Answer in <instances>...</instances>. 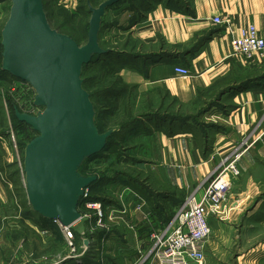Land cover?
I'll return each instance as SVG.
<instances>
[{"label":"crops","instance_id":"0c3cea01","mask_svg":"<svg viewBox=\"0 0 264 264\" xmlns=\"http://www.w3.org/2000/svg\"><path fill=\"white\" fill-rule=\"evenodd\" d=\"M143 15L141 20L129 27L141 44L136 53L142 54L137 61L139 68H122L119 74L124 82L140 92L160 93L181 104L191 103L207 91L219 88L218 100L222 109L219 108V113L214 112V117L223 124L220 126V123L222 128L209 138L208 147L201 145L191 133L175 131L171 126L169 129L157 128L140 138V156H143L155 183L172 186L183 198L196 193L197 199H200V185L218 164L220 155L242 136H251L255 142L239 161L241 175L245 178L244 186L238 194L229 195L225 217L228 216L231 224L226 227H232L235 232L241 231L239 235L244 238L243 252L234 264H264V60L257 59L253 65H248L227 58L232 37L240 36L245 24L253 23L264 35V0H181L176 4L172 0H154ZM217 16L230 19L232 33L213 22V17ZM186 50L189 52L180 55ZM177 65L187 66L191 77L180 76L175 71ZM239 127L242 130L239 131ZM4 149L8 148L0 136V154L10 160L9 152L4 153ZM1 173L0 216L11 196V187L2 179ZM108 188L116 203L104 204L105 207L111 206L106 210L110 230L106 234L99 230L96 232L98 236L94 233L89 237L97 239L99 245L106 235V259L111 264L132 261L139 242L153 229L151 223L145 229L141 225L147 213V202L131 189L126 190L128 186L124 184L115 183ZM123 193L124 202L129 207L126 213L121 212L123 205L118 199ZM244 209H248L245 218ZM240 217L241 224L233 226ZM90 224L85 221L88 229ZM10 227L22 232L17 224ZM36 228L39 226L36 225ZM14 237L13 242L16 235ZM234 240L231 232L215 241L213 247L210 244L214 257L207 261L206 256V264L232 263V247L227 243ZM17 246L23 248V245ZM10 247L11 242L2 237L0 264L6 263L7 259L3 256L10 252ZM67 254L50 264H75L74 258ZM93 254L85 253L81 258L86 264H100Z\"/></svg>","mask_w":264,"mask_h":264},{"label":"rangeland","instance_id":"374dc122","mask_svg":"<svg viewBox=\"0 0 264 264\" xmlns=\"http://www.w3.org/2000/svg\"><path fill=\"white\" fill-rule=\"evenodd\" d=\"M139 1L146 0H119L114 7L115 9L113 8L106 11L102 19L104 23L101 26V32L99 34V44L105 50H113V54L109 55L108 63H113L112 61L116 59L117 56L125 55V59H128L129 55L136 53L140 48V42L135 39L133 33L129 31L131 22L138 17L137 11L131 8L138 5ZM180 2L181 0H172L173 4ZM89 3L87 6L90 10V7L94 6L91 3L89 5ZM11 6V0L0 2L1 53H3L2 30L10 16ZM44 7L52 28L60 33L67 35H69L68 33L72 34V38L80 46L87 43L91 14L86 16L78 13L79 0H44ZM68 16H70V20ZM69 36L71 37V35ZM131 57L133 58V56ZM100 58H103V56L96 53L92 56L91 61L86 64ZM134 59H131L130 62L137 65L138 63ZM103 61L107 62L106 60H102L100 62L101 65H103ZM2 65L3 58L2 61L0 59V70L2 69ZM94 65L95 64L92 63L85 69H83V65L82 69L84 71L82 70L81 75L83 82L95 71ZM220 92L221 89L219 88L211 91L209 90L195 101L188 104H181L169 98H165L160 93H145L137 90V92H134L131 100L134 116L136 117L134 122L135 126L129 132L127 141L118 144V151L115 154L109 148L112 143L110 137L114 130L110 129L106 132L98 131L99 134L108 135L107 146H105V149L85 157L76 171L77 174L86 176L85 174L89 175L93 173L89 176L95 177H97V175H102L103 182L98 190V194L103 197L107 194V200H105V202L114 205L116 203L112 193L109 189L106 191L104 185L112 181L122 183L131 188L147 202L146 211L150 213V218L148 219H150L149 221L153 229L155 227L157 228V226H160L170 219L175 206L184 198L181 193L172 186L159 185L154 182L153 178H151L152 175L148 165H146L143 160V156H140L138 150L139 140L150 131L157 128L169 129L170 126L173 127L175 131L184 130L194 132L201 142H204V140H206L205 138H212L214 132L220 130L222 128L220 126L223 124L219 121V118H216V116L214 117V112L219 113L222 109L221 102L218 100ZM10 95L9 85L0 79V136H2L4 145L8 148L6 151L7 153L9 152L10 159L7 160L3 158L1 167L10 165L8 163L11 162L12 166L9 169V173H15L12 176L13 188L10 189L11 196L9 203L0 216V240L4 237V239L11 242L10 252H7V254L5 253L3 257L7 259L5 264L9 263L15 256L29 261L28 264H36L37 262H39V264H50L56 262V260L68 253L69 246L58 222L55 221L57 226L55 233L52 232V234H49L48 232H42L39 228H36L35 221L38 220V214L35 212H28L33 208L27 196L24 178L25 174L23 175L22 173V168L25 165L26 151V148L23 150L22 143L28 141L27 137H31L32 140L36 139L39 134L37 132H28L25 134L23 130L16 131L15 123L10 113ZM220 107L221 109H219ZM118 129L120 128H116L115 132H117ZM22 139H25V141ZM30 142H28L27 145ZM6 151L4 149V153H6ZM244 182V176L240 175V180L230 192L231 195L238 194L242 191L241 189L244 186ZM244 211L243 217L245 218L248 209H244ZM24 213L27 215L32 214L34 219H24L22 216ZM210 218L212 234L205 248L207 261L212 260L214 257L212 249L213 243L222 236L232 232L236 241L234 240L235 242L227 243V246L229 245L232 247V255L230 258L233 259V262H228V264H234L236 259H238L243 252L242 239L244 238L239 235L241 231L237 230V232H235L232 227H226L229 223L231 224L228 216L223 219H218L215 216H211ZM149 221H143L141 224L144 226L143 229L148 227L147 224L150 223ZM242 223H244V220ZM11 224L19 225L22 232L14 231L12 227H10ZM240 224L241 217L232 225L238 227ZM153 229L151 231H153ZM73 232L75 235L73 241L77 248L80 249V245L83 244V238H90V229L85 225V221L81 219L75 224ZM14 235H16L15 242H13L15 239ZM144 238L145 236L142 239ZM17 245H23V248ZM224 245L226 246V243ZM136 253H138V251L135 252V255L133 254L135 258L132 261L123 260L118 264H135L140 257V253ZM105 264L111 263L106 259Z\"/></svg>","mask_w":264,"mask_h":264},{"label":"water","instance_id":"95a60500","mask_svg":"<svg viewBox=\"0 0 264 264\" xmlns=\"http://www.w3.org/2000/svg\"><path fill=\"white\" fill-rule=\"evenodd\" d=\"M11 1L2 30V69L30 84L36 92L35 105L44 107L38 115L16 108L17 118L39 134L25 151L27 196L34 211L70 225L80 218L84 188L97 178L76 171L85 157L105 147L108 137L95 125L82 67L94 54L108 51L99 44L102 19L119 0L90 7L88 41L82 46L52 28L43 0Z\"/></svg>","mask_w":264,"mask_h":264},{"label":"built area","instance_id":"2783aa9c","mask_svg":"<svg viewBox=\"0 0 264 264\" xmlns=\"http://www.w3.org/2000/svg\"><path fill=\"white\" fill-rule=\"evenodd\" d=\"M212 20L232 33L230 19H223L217 16L213 17ZM227 58L240 60L248 65H253L257 59L264 60V35L253 23L245 24L241 28V35L232 37ZM175 71L184 78L191 77V70L187 66L177 65L175 66ZM18 89L20 91H17ZM30 89L33 91L32 95L28 98H21L17 102L19 107L24 109L21 112L38 115L44 111V107L35 105L36 92L30 84L15 79L12 83L11 92H27ZM238 130L240 131L242 128L239 127ZM254 142L255 140L251 136L244 135L229 150L220 155L218 164L200 185L202 188L201 198L197 199L196 193L188 194L176 206L173 217L169 222H165L157 226V228L155 227L148 236L142 239L137 248L140 257L135 264H206L205 248L212 234L209 217L214 215L219 219H223L227 214L230 192L241 175L239 161ZM22 173L23 175L25 174L24 167L22 168ZM1 177L13 188V185L6 180L2 173ZM90 184L84 188V193L80 197L82 201L81 209H78L80 218L70 225H63L58 220H55L59 223L62 233L68 242L69 252L67 256L74 258L75 264H86L81 256L85 253L92 255L94 250H96L95 257L100 261V264H105L106 260V235L102 237L99 245L97 244V239L92 236L90 238L84 237L80 250L73 241L75 237L73 234L74 226L81 219L91 223L89 227L90 235H93L98 230H103L105 234L110 230V225L106 221V210L110 209L111 206L105 207L102 201L90 198ZM129 189L131 188L128 187L126 190ZM118 199L122 201L123 205L121 212L126 213L129 211L128 205L124 202V193L119 194ZM149 214L148 212L145 214V221L150 220L148 219L150 218ZM28 262L15 256L7 264H28Z\"/></svg>","mask_w":264,"mask_h":264},{"label":"trees","instance_id":"16d2710c","mask_svg":"<svg viewBox=\"0 0 264 264\" xmlns=\"http://www.w3.org/2000/svg\"><path fill=\"white\" fill-rule=\"evenodd\" d=\"M103 1L105 0H79V10H78L79 12L78 13L89 16L91 14V11L89 10L87 4L90 2L94 7H97ZM152 1L154 0L139 1L138 5L131 8L132 10L137 11L138 17L135 18L134 21L131 22L130 26L134 22H137L143 18L144 16L143 14L147 10H149V8L151 7ZM115 6L116 4H114L113 7H111L110 9H113ZM68 17H69L68 19L70 20L71 19L70 16ZM103 23L104 22L102 20V24ZM68 34L71 35V37L73 36L70 33ZM0 45H1V41H0ZM107 50L108 51L106 53L100 54V56H103V58L95 60L89 64H84L83 69L88 68L92 63L95 64L94 65L95 71H93L90 74V76L85 79V81L83 82V87L89 93L90 99L93 103V107L95 111V125L98 131L106 132L110 129L114 130L110 137V140L112 141V143L110 144L109 148L113 151V153L116 154V152L118 151L117 149L118 144L119 143L121 144L127 141L129 132L135 126L134 122H135L136 117L134 116L131 100H132L134 92H137V88L135 86H132L124 82L119 72L124 67L139 68L138 64L136 65L134 63H131L130 60L135 58L134 60L137 62L139 60L138 58L141 57L142 54L136 55L137 53L136 52V53H133L132 55H129V56L127 55L129 57L128 59H125V55L117 56L116 59L112 61L113 63H108V60H109L108 58L110 57L109 55L113 54V50L111 49H107ZM186 52H189V51L186 50L184 53H180V55L186 54ZM131 56H133V58ZM2 58L3 57H2L1 50H0L1 61H2ZM102 60H106L107 62L103 61L102 62L103 65H101L100 62ZM97 62H98V66H97ZM0 79L3 80V82H5L7 85L11 83L9 87V91L11 94L9 97V100H10L9 105H10V113H11L12 119L14 120L16 131L23 130L25 134H27L28 132L35 133L36 131L31 126H29L25 122L20 121L16 116V108L20 112L24 110L23 108L19 107V104L17 101L20 100L21 98H28L30 95H32L33 91L30 89L27 92H20V93L13 92L12 93L11 92L12 83L17 78H15L9 72L3 69L0 70ZM17 91H20V89H18ZM116 128H120V129H118V131L115 132ZM181 132L191 133L197 138V136L192 131L183 130ZM27 139H28L27 142L25 141V139H22L23 141H25L24 143H22L23 150L26 148L27 143L32 140L31 137H27ZM197 139L199 140V138ZM205 139L206 140H204V142H201L200 140L199 141L201 142V145L208 147L207 144H208L209 139L207 138ZM105 148L106 147H104L103 149ZM2 159H3V156L2 154H0V171L4 174V176L6 177V180L12 183V176L15 174V173H9V169L11 168L12 164L7 165L5 168L4 166L1 167ZM85 175L89 176L88 174H85ZM102 182H103L102 175H97L96 180L90 184V188H91L90 198L92 200L102 201L103 203L106 204L105 200H107V194H106L107 192L105 193L106 196L104 197L98 194V190L101 187ZM115 183H119V182L110 181L106 183L104 185L105 190L107 191L109 189L108 186L113 185ZM184 199H182L179 203H181ZM81 202L82 201L80 199L78 209L79 208L81 209ZM28 212H31V213L35 212L38 214L37 215L38 220H36L35 222H36V225L39 226L40 229L51 230V231H54V233L56 232L57 226H56L54 219L44 217L38 212L34 211L33 209ZM173 213H174V210H173ZM173 213L170 219L167 220L166 222H169L171 220V218L173 217ZM22 216L24 219H31V220L34 219L32 214L27 215L26 213H24ZM143 228L144 226H142V229ZM101 233L102 232H100V234ZM92 250L94 249L92 248ZM93 253L94 255H96V250H94ZM136 254H139V253H136Z\"/></svg>","mask_w":264,"mask_h":264}]
</instances>
